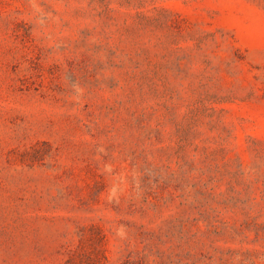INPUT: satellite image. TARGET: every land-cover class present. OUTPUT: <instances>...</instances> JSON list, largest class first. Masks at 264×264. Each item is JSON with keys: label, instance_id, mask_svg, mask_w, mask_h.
Listing matches in <instances>:
<instances>
[{"label": "rangeland", "instance_id": "1", "mask_svg": "<svg viewBox=\"0 0 264 264\" xmlns=\"http://www.w3.org/2000/svg\"><path fill=\"white\" fill-rule=\"evenodd\" d=\"M0 264H264V0H0Z\"/></svg>", "mask_w": 264, "mask_h": 264}]
</instances>
